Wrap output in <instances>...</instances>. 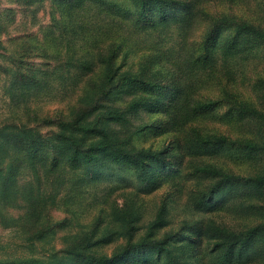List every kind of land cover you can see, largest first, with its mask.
Wrapping results in <instances>:
<instances>
[{"label": "trees", "instance_id": "16d2710c", "mask_svg": "<svg viewBox=\"0 0 264 264\" xmlns=\"http://www.w3.org/2000/svg\"><path fill=\"white\" fill-rule=\"evenodd\" d=\"M52 1L60 7L61 15L64 16L68 12L67 18L61 20L60 26L63 33L74 37L81 35L86 29L79 22L84 7L88 3L103 2ZM124 1L133 6L132 13L125 11L123 16H119L115 7L111 6H108L105 12L113 18L120 17L123 21H130L134 30H140L141 27L154 31L161 29L158 30L161 35L165 34L166 29L174 26L178 31L177 37L180 38L174 56H166L168 51H149L142 55L137 70L133 72L126 58L128 52L134 49V45L129 43L126 36H111L108 30L106 33L100 28L95 33L99 37L88 38L87 35L83 38L93 45L92 50H81V45H75L71 39L72 46H69L68 42L65 43L66 49L71 52L61 65L67 76L63 81L69 80L73 86L82 82L84 93L76 99L69 115L61 113L58 116L55 135L46 136L24 128H20V132L8 133L9 137L18 142L16 144L19 148L23 144L27 152L25 156L31 166L39 172L38 184L41 183V177L48 183L36 196V201L41 203L44 212L43 237L52 234L53 225H61L60 222L51 221L50 212L56 210L58 203L64 205L67 210L68 204L76 199L77 196L71 192L58 199V188L69 181L64 175L65 172L78 168L80 163L89 168L99 163L100 157L107 158L119 166L132 169L139 183L148 187L154 184L158 172L165 174L182 165L180 160L175 163L168 160V145L160 150L138 149L132 145L133 136L143 132L150 125L143 123L130 132L128 116L140 109L150 112L155 110L161 116H156L153 120V128L159 130L165 124H170L175 131L189 128L192 133L190 144L199 148L196 157L209 156L211 152L235 146L242 156L259 165V171L255 175L238 176L211 164H196L193 173L208 179V182L197 196L194 207L203 209L210 206L215 209L221 205L220 211H223L222 206L228 203L226 209L237 208L243 216H252V222L255 223L235 229L212 219L206 223L197 221L191 225V228L197 229V235L196 238H191L190 243L197 246L203 242V238L212 241V249L209 251L212 257L208 264H240L250 248L259 244L258 253L253 254L258 260L263 257L264 264V2L255 6L248 19L219 14L215 16L217 20L212 21L213 16L199 4L202 1L217 3L218 0ZM75 11L77 12L74 15ZM57 23L60 24V20L54 24ZM200 23H205L202 41L192 40L191 32L198 28ZM223 23H227L225 28H231L232 33L218 42L219 54L222 60L227 62L222 71L217 66L218 57L216 59V56H213L211 37L219 33L217 27ZM170 60L175 67L171 74L175 76L164 80L161 71L153 68L156 64L163 67ZM248 67L251 69H247ZM38 72L43 73L39 70ZM248 72H252V76H248ZM34 77V72L24 75L18 68L14 79L23 83V78L32 81ZM37 83L31 82L26 87L31 89ZM210 83L219 94L200 98L199 92L210 88ZM236 83L241 86H233ZM201 85L209 86L201 88ZM245 85L248 93L246 97L241 93ZM120 93L130 97L129 103L124 107L115 104V97ZM222 108H225V111L221 115L217 114L219 121L241 127L240 135L234 139L229 134L210 136L202 134L194 127L193 123L199 112L217 113V110ZM11 128L13 126L5 125L0 129V136H3L0 143V206L5 207H9V202L12 206V195L18 191L17 172L22 161L7 151L10 145L7 143V134L3 131ZM122 135L125 137H121ZM172 143L177 149L183 152L186 150L178 140H173ZM36 154L39 155L37 163L34 161ZM9 171L12 174H9ZM236 186H240L244 192L239 194L240 189ZM123 207L116 208V212L117 217H120L118 219L128 220L127 230L122 232L126 242L117 251L107 255L95 250L98 245L109 243L111 235L115 233L103 227L102 233L97 234L96 229L102 221L97 218L80 236L76 234L69 238L67 254L73 255L72 257L83 264H116L136 254L142 261L147 253L155 255V260L160 264H190L178 261L174 248H170L177 232L169 231L160 238L154 234L155 227L165 222V203L159 207L156 219L149 224L146 234L138 242H133L129 221L130 217L134 218L133 212ZM37 216L40 219V214ZM3 219L1 216V221ZM4 223L6 227L11 225V222L7 224L5 219ZM194 255H198V262L201 264L205 254L198 249ZM206 255L208 256V253ZM6 262L1 261V264Z\"/></svg>", "mask_w": 264, "mask_h": 264}, {"label": "rangeland", "instance_id": "374dc122", "mask_svg": "<svg viewBox=\"0 0 264 264\" xmlns=\"http://www.w3.org/2000/svg\"><path fill=\"white\" fill-rule=\"evenodd\" d=\"M202 2L199 4L200 7L211 14L212 21H215L217 20L215 16L219 14L248 19L255 6L264 0H231L230 3L225 0H218L217 3ZM108 6L115 7V12L119 16H123L125 11L133 12V6L124 0H103L101 4L88 3L81 12L79 21L86 29L81 35L74 37V35L63 33L60 26L61 20L67 18L68 12L64 16L61 15L60 7L55 1L0 0V129L5 125L13 126L10 130L3 131L7 134V143L9 142L10 145L7 151L10 155H16L22 160L17 172L18 191L12 195V206L11 202L8 204L9 207L0 206V264L1 261H7V264H10L9 262L11 264H28V262L83 264L72 257L73 255L67 254L69 238L76 234L80 236L97 218L102 220L96 229L97 234L102 233L103 227L115 233L111 235L109 243L98 245L95 250L111 255L126 242L123 233L127 230L128 220L118 219L120 217H117L116 212V208L123 206L133 212L134 218L130 217L129 221H131L133 242H138L146 234L149 224L156 219L159 207L165 203L167 205L165 222L155 227L154 234L160 238L169 231L177 232L170 248H174L178 261L190 264H199L198 255H194L198 249L205 254L201 264H208L212 257L209 252L213 244L211 240L203 238V242L197 246L190 243L191 238H196L197 235V229L191 228L194 222L206 223L212 219L235 229L245 228L255 223L252 222V216H243L237 208L226 209L228 203L222 206L223 211H220L221 205L215 209L210 206L203 209L195 208L193 204L205 188L208 179L199 177L198 174L193 173V170L196 164H211L238 176H248L255 175L259 171V165L242 156L235 146L211 152L209 156L196 157L195 154L199 148L190 144L192 133L189 128L175 131L170 124H165L157 130L152 127V123L156 116L160 117L161 114L156 113L155 110L150 112L140 109L128 116L130 132L143 123L150 126L133 136L132 145L138 149L152 150H160L168 145V160L172 163L180 160L182 165L176 166L165 174L158 172L154 184L148 187L139 183L132 169L119 166L107 158L100 157L101 161L89 168H85L83 163H80L77 165L78 168L65 172L64 175L69 181L58 188V199H62L68 192L77 197L68 204L67 210L64 205L61 206L58 203L56 210L53 209L50 212L51 221L60 222L61 225H53L52 234L43 237L44 212L41 203H37L36 196L48 183L41 177V183L38 184L39 172L31 166L29 159L25 156L27 152L23 144L19 148L16 144L18 142L9 137L8 133L20 132V128H24L27 131L35 130L46 136L55 135L57 131L55 123L58 121V116L61 113L65 116L69 115L76 99L84 93L85 87L82 82L73 86L71 81H63L67 76L61 65L71 52L66 49L65 43L68 42L69 46L73 43L77 46L81 45V50H92L93 45L83 38L87 35L88 38L99 37L95 33L100 28L106 33L109 31L111 36L124 35L129 39V43L134 45V49L128 52L126 58L133 72L137 70L142 55H146L149 51L155 49L168 51L166 56H174L178 48L176 45L180 38L177 37L178 31L174 26L166 29L165 34L161 35L158 34V30L161 29L154 31L151 28L141 27L140 30H134L130 21L126 22L120 17L109 16L105 12ZM76 12L73 14L75 15ZM58 20L60 24H54ZM226 24H219L217 27L219 33L211 37L213 56H216V59L218 57L219 70L227 62L222 60L219 54L218 42L232 33L231 28H225ZM204 31L205 23H200L198 28L191 32L192 40L202 41ZM104 38L105 41L106 35ZM71 39L74 40L73 43ZM217 45L218 47L214 49ZM18 68L24 75L34 72V79L28 81L23 78L24 84L20 80H15ZM153 69L160 70L164 80L175 76L171 74V71L175 70L172 60L163 67L156 64ZM38 70L43 73H39ZM248 76H252V72H248ZM31 82L38 83L33 88L27 89L26 85ZM236 85L241 86L239 83L233 86ZM207 86L209 85H201V88ZM210 86L205 91L201 90L198 96L203 98L219 94L212 83ZM241 93L245 97L248 96L246 85L241 89ZM129 101L130 97H127L125 93L117 94L115 97V104L121 107L126 106ZM167 102L168 98L165 99L166 104ZM224 111L225 108L217 110V113L199 112L193 125L202 134L210 136L229 134L234 139L240 135L242 128L219 121L217 114L221 115ZM2 137L0 136V143ZM173 140H178L182 147H186V150L183 152L177 149L172 143ZM49 154H52V150ZM34 161L39 162L38 154L35 155ZM236 187L240 189L239 194L244 192L240 186ZM1 216L7 224L11 222V227L5 226L6 223L4 219L1 221ZM258 247H260L259 244L253 245L240 264H262L263 257L258 260L253 254V252L258 253ZM138 258L139 255L136 254L116 264H160L155 260V255L150 253H147L142 261Z\"/></svg>", "mask_w": 264, "mask_h": 264}]
</instances>
